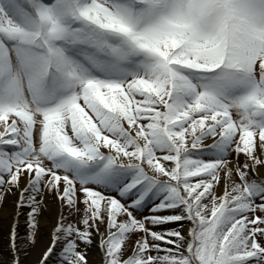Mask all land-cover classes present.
I'll list each match as a JSON object with an SVG mask.
<instances>
[{
  "label": "snow or ice",
  "instance_id": "1",
  "mask_svg": "<svg viewBox=\"0 0 264 264\" xmlns=\"http://www.w3.org/2000/svg\"><path fill=\"white\" fill-rule=\"evenodd\" d=\"M0 217V264H264V0H0Z\"/></svg>",
  "mask_w": 264,
  "mask_h": 264
},
{
  "label": "bare ground",
  "instance_id": "2",
  "mask_svg": "<svg viewBox=\"0 0 264 264\" xmlns=\"http://www.w3.org/2000/svg\"><path fill=\"white\" fill-rule=\"evenodd\" d=\"M2 224H3V218L0 217V226H2ZM0 245H2V239H0ZM96 255H97V253L96 252H93V258H95Z\"/></svg>",
  "mask_w": 264,
  "mask_h": 264
}]
</instances>
